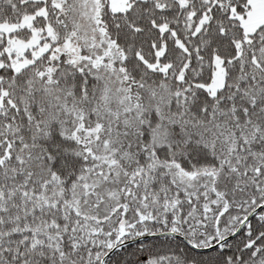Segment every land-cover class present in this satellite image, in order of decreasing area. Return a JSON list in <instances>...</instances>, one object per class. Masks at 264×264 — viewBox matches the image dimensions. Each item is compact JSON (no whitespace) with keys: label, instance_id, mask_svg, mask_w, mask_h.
Segmentation results:
<instances>
[{"label":"snow or ice","instance_id":"6c2138e0","mask_svg":"<svg viewBox=\"0 0 264 264\" xmlns=\"http://www.w3.org/2000/svg\"><path fill=\"white\" fill-rule=\"evenodd\" d=\"M0 264H264V0H0Z\"/></svg>","mask_w":264,"mask_h":264}]
</instances>
